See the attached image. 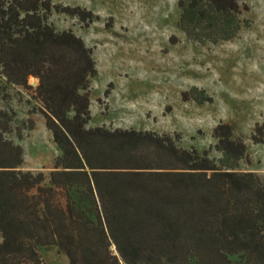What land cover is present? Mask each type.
Wrapping results in <instances>:
<instances>
[{
  "label": "trees",
  "instance_id": "trees-1",
  "mask_svg": "<svg viewBox=\"0 0 264 264\" xmlns=\"http://www.w3.org/2000/svg\"><path fill=\"white\" fill-rule=\"evenodd\" d=\"M178 6L182 30L213 42L238 33L246 7ZM54 12L94 20L90 10L52 0H0V264H46L40 250L49 245L69 264H264V175L238 169L247 144L233 125L213 129L219 159L167 133L88 127L93 48L57 29ZM16 94L45 118L60 151L48 181L21 168L25 150L12 134L23 138L35 122H16ZM192 97L212 100L185 92ZM251 138L264 143V120Z\"/></svg>",
  "mask_w": 264,
  "mask_h": 264
},
{
  "label": "rangeland",
  "instance_id": "rangeland-1",
  "mask_svg": "<svg viewBox=\"0 0 264 264\" xmlns=\"http://www.w3.org/2000/svg\"><path fill=\"white\" fill-rule=\"evenodd\" d=\"M52 1L80 6L94 16L88 26L63 13L50 18L57 29L73 30L93 48L98 74L90 79L88 127L167 133L177 136L179 146L207 149L211 158L219 159L213 129L229 122L247 144L238 169L264 175V143L251 138L255 123L264 120V0H240L246 5L242 27L233 38L214 42L182 30L178 0ZM30 83L38 81L32 77ZM185 92L212 100H186ZM13 105L16 122H35L23 138L12 134L25 150L21 168L42 171L48 181L60 152L53 134L41 114H29L25 95L16 94ZM40 251L46 264H69L56 245Z\"/></svg>",
  "mask_w": 264,
  "mask_h": 264
}]
</instances>
